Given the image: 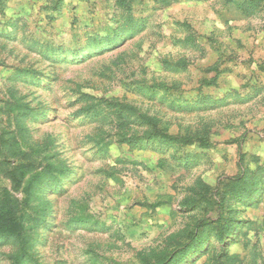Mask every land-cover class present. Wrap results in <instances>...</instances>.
I'll return each mask as SVG.
<instances>
[{"label": "rangeland", "instance_id": "rangeland-1", "mask_svg": "<svg viewBox=\"0 0 264 264\" xmlns=\"http://www.w3.org/2000/svg\"><path fill=\"white\" fill-rule=\"evenodd\" d=\"M246 3L0 0V195L26 213L25 264H154L199 232L178 264H264V6ZM48 163L65 176L33 191ZM16 251L0 235V264Z\"/></svg>", "mask_w": 264, "mask_h": 264}, {"label": "trees", "instance_id": "trees-1", "mask_svg": "<svg viewBox=\"0 0 264 264\" xmlns=\"http://www.w3.org/2000/svg\"><path fill=\"white\" fill-rule=\"evenodd\" d=\"M247 9L253 11L257 8L264 6V0H246ZM33 116V115H32ZM21 166H18V170L21 171ZM57 171V172H55ZM65 176L63 173V166H55L53 163L46 164L43 169L35 172L32 175L34 181L33 186H30L33 191L40 190L46 191L49 189V185L60 183V179ZM31 181V180H30ZM37 181V182H36ZM256 188L254 185L247 182L244 178H236L233 182V191L236 197H245L252 194ZM25 211H23V205L12 194L5 191L0 195V235H5L8 239H11L17 246V251L11 256V264H25L29 260L27 255L28 247L30 245L29 236L26 234L28 227H25V223L28 222ZM29 218V216H27ZM230 226H225V229H220L217 235L220 237H226L230 232L228 229ZM198 234H192L191 238L194 242H189L181 245L177 250H173L171 253H164L159 257L154 264H178L187 253L202 243Z\"/></svg>", "mask_w": 264, "mask_h": 264}]
</instances>
